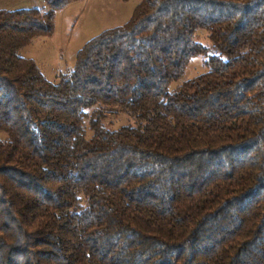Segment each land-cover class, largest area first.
<instances>
[{"label": "trees", "instance_id": "trees-1", "mask_svg": "<svg viewBox=\"0 0 264 264\" xmlns=\"http://www.w3.org/2000/svg\"><path fill=\"white\" fill-rule=\"evenodd\" d=\"M45 1L0 10V264H264V0H136L56 83Z\"/></svg>", "mask_w": 264, "mask_h": 264}, {"label": "rangeland", "instance_id": "rangeland-1", "mask_svg": "<svg viewBox=\"0 0 264 264\" xmlns=\"http://www.w3.org/2000/svg\"><path fill=\"white\" fill-rule=\"evenodd\" d=\"M137 4L136 0L120 2L117 0H80L54 13L52 31L41 35L20 50V55L31 59L39 68L42 76L51 83L68 73L73 67L78 51L92 38L105 30L120 27L131 17ZM47 10L45 0H0V10ZM197 42L208 49L210 54L217 51L213 47L209 34L204 29L194 33ZM205 72L200 57L191 59L184 76L173 83L174 89L185 80ZM113 127L118 128L131 122L123 114L108 115Z\"/></svg>", "mask_w": 264, "mask_h": 264}]
</instances>
